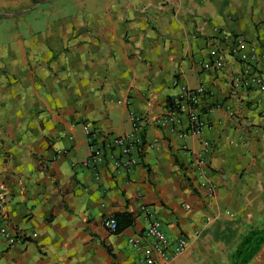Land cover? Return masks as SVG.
<instances>
[{"label": "crops", "instance_id": "1", "mask_svg": "<svg viewBox=\"0 0 264 264\" xmlns=\"http://www.w3.org/2000/svg\"><path fill=\"white\" fill-rule=\"evenodd\" d=\"M0 16V211L25 236L0 237V264H147L128 238L151 215L187 241L155 264H213L229 233L264 225V0H0ZM242 53L261 82H246ZM200 87V134L179 136L184 115L154 123ZM82 123L107 139L136 126L141 140L85 165ZM121 212L133 225L110 232L103 218ZM247 264H264V244Z\"/></svg>", "mask_w": 264, "mask_h": 264}, {"label": "built area", "instance_id": "2", "mask_svg": "<svg viewBox=\"0 0 264 264\" xmlns=\"http://www.w3.org/2000/svg\"><path fill=\"white\" fill-rule=\"evenodd\" d=\"M214 32V38L216 40H222L227 42L231 46V50L237 51L245 45V41L239 36H228L221 34L218 28L212 30ZM241 57L245 63V73L249 76L246 79L247 83L261 82L259 74H255L251 71V61L255 60L254 54L242 53ZM204 68H220L221 62L215 60L214 63H204ZM260 73H264V65L260 67ZM202 92V87L196 90L183 89L176 97H174V106L167 108V112L154 119V123L161 128L175 129L180 124V117L186 116L188 120V126L186 129L180 130L179 136L186 137L188 135H198L206 126V121L203 117L201 110L198 107L199 97ZM82 131L87 136L89 146V157L84 162L85 165L95 164L103 159L105 156V149H109L111 146H119L123 148L124 152H127L136 140H141L140 136H137L136 126L135 131L125 136H115L110 138H101L99 134L91 127L89 123H82ZM137 136V137H136ZM106 142V145H102ZM203 145L205 151H208L210 144L204 140ZM206 168V161L202 155H198L195 160V169L198 171L200 181L199 187L205 188L210 194L212 191L211 185H209L205 179H203V170ZM189 208V205L186 204ZM211 218L207 217L206 221L210 222ZM103 226L110 232H117V223L112 215H108L103 218ZM36 233H33L34 237ZM0 237L4 239L9 245L20 243L25 241V236L12 229L8 223L5 215L0 211ZM128 243L142 254V259L147 264H155V258H160L162 261H167L171 257L179 255L184 252L187 246V241L183 236L175 238L166 237L163 232L161 222L152 215L148 218L146 226L141 233H134L128 238Z\"/></svg>", "mask_w": 264, "mask_h": 264}, {"label": "trees", "instance_id": "3", "mask_svg": "<svg viewBox=\"0 0 264 264\" xmlns=\"http://www.w3.org/2000/svg\"><path fill=\"white\" fill-rule=\"evenodd\" d=\"M174 106V98L167 99V108ZM143 140V135H142ZM117 223V232L131 227L134 223V215L130 212H121L113 215ZM233 233H229L228 242L232 246V254L227 264H247L255 253L264 244V225L246 227L233 239Z\"/></svg>", "mask_w": 264, "mask_h": 264}, {"label": "rangeland", "instance_id": "4", "mask_svg": "<svg viewBox=\"0 0 264 264\" xmlns=\"http://www.w3.org/2000/svg\"><path fill=\"white\" fill-rule=\"evenodd\" d=\"M59 3L56 4V5H59ZM48 7H49V4L40 5L32 13H38L41 9L48 8ZM40 15H41V13H40ZM5 19H7V18H1V16H0V23H2V21H6ZM2 30L4 31V30H7V29L4 26H2L0 28V31H2ZM213 250L216 251V253L213 256V264H225L227 262V260H228V256H229V254H230L232 249H231L230 245L225 244V245H215Z\"/></svg>", "mask_w": 264, "mask_h": 264}]
</instances>
